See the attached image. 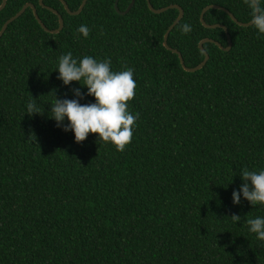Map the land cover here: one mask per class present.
I'll return each mask as SVG.
<instances>
[{
    "label": "trees",
    "instance_id": "1",
    "mask_svg": "<svg viewBox=\"0 0 264 264\" xmlns=\"http://www.w3.org/2000/svg\"><path fill=\"white\" fill-rule=\"evenodd\" d=\"M81 1L65 0L72 11ZM114 1L87 0L69 14L60 0H43L61 14L60 31H45L26 8L0 36V264H264V241L247 224L264 217V204L242 196L233 204L231 195L242 169L264 170V34L208 9L205 22L225 25L231 48L204 42L209 58L189 72L163 45L176 8L154 13L134 0L120 14ZM129 2L118 0L119 10ZM26 3L48 29L58 27L38 0H6L0 29ZM150 3L183 9L167 43L188 67L203 60L202 39L227 46L223 28L200 22L205 6H222L241 22L252 18L245 0ZM80 25L91 29L87 38ZM69 51L78 61L110 58L114 72L133 69L128 111L139 116L124 151L96 133L76 143L50 118L55 97L87 93L83 80L57 78L59 57ZM33 99L42 113L25 112Z\"/></svg>",
    "mask_w": 264,
    "mask_h": 264
},
{
    "label": "clouds",
    "instance_id": "2",
    "mask_svg": "<svg viewBox=\"0 0 264 264\" xmlns=\"http://www.w3.org/2000/svg\"><path fill=\"white\" fill-rule=\"evenodd\" d=\"M252 12L251 25L260 34H264V0H245ZM181 30L187 33L191 30L188 24L182 25ZM83 37L90 35L91 29L80 25L77 29ZM111 59L96 60L91 56H84L79 61L67 52L59 57L58 79L64 85L76 81L87 86V93L80 88L72 89L74 99H58L50 105V118L56 121L57 127L74 133L76 143L83 142L89 133L98 134L97 139L113 143L118 151H124L131 142L133 126L139 114L135 116L128 111V101L136 93V81L133 79V69L127 68L120 72L111 71ZM85 95L95 98V103L80 104L79 100ZM29 115L42 113L35 99L29 102L26 111ZM67 118L68 123L64 124ZM30 139H35L31 136ZM243 181L239 189L232 191V203L240 204L241 196L251 205L264 204V170L257 173L247 168L240 171ZM234 223L240 221L237 214L230 216ZM249 231L257 235V239L264 241V217L247 220Z\"/></svg>",
    "mask_w": 264,
    "mask_h": 264
},
{
    "label": "water",
    "instance_id": "3",
    "mask_svg": "<svg viewBox=\"0 0 264 264\" xmlns=\"http://www.w3.org/2000/svg\"><path fill=\"white\" fill-rule=\"evenodd\" d=\"M60 1H61V3L63 4L64 9H65L69 14H78V13L82 10V8L84 7V5H85V3H86L87 0H82L81 3H80V5H79V7H78L76 10H74V11H72V10L69 9V7H68L67 3L65 2V0H60ZM38 2H39V4H40L41 6L46 7L47 9H49L50 11H52L54 14L57 15V17H58V27H57V28H55V29H48V28L44 25V23L42 22V20L39 18L35 5L32 4V3H26V4H24V5L20 8V10H18L13 16H11L10 18H8V19L3 23V25H2V27H1V29H0V36H1V35L3 34V32L5 31V29L7 28L8 24H9L10 22H12L13 20H15L16 18H18V17H19V16H20V15L26 10V8H31V10H32V12H33V15H34V17L36 18L37 22L40 24V26H41L45 31L50 32V33H57L58 31H60V30L62 29V27H63V19H62L61 14H60L57 10H55L54 8L45 5V4L43 3V0H38ZM146 2H147V6H148V8H149L152 12H154V13H161V12H163V11L169 9V8H176V9L178 10V15H177V17H176L175 20L169 25V27L167 28V30H166V32H165V34H164V37H163V45H164L167 49L171 50L172 52H174V53H176V54L178 55V58H179V60H180V64H181V66L183 67L184 70L189 71V72H192V71H195V70H198V69L202 68L203 65L207 62V60H208V58H209V55H208V53L206 52V50L203 48V43H204V42H206V41L214 42V43H215L220 49L225 50V51H227V50H229V49L231 48V44H232V43H231V37H230V35H229V33H228V29H227V27H226L225 25H223V24H219V23L208 24V23L205 22V20H204V13H205L208 9H210V8H218V9H222V10H224L225 12H227V13L229 14V16L232 18V20H233L234 22H236L238 25H241V26H249V25H251V23H250L251 20L248 21V22H241V21L237 20V18H236V17H235V16H234L229 10H227L226 8H224V7H222V6H219V5H216V4H210V5L205 6V7L201 10V13H200V22L203 24V26H205V27H207V28H215V27H221V28H223L224 31H225V33H226L227 46L224 47V46L221 45V43L216 42V41H214V40H212V39H209V38H204V39H202V40L199 42L198 46H199L200 50L203 52V54H204V58H203V60H202L199 64H197L196 66L188 67V66H186V65L184 64V60H183V57H182L181 53H180L178 50L169 47V46H168V43H167V37H168L169 32L173 29V27H174V26L180 21V19H181L182 16H183V9H182L179 5H177V4H170V5H168V6H164V7H161V8H154V7L152 6V4L150 3V0H146ZM5 3H6V0H2V1H1V3H0V10H2V8H3L4 5H5ZM133 3H134V0H130V2H129V4H128V6L126 7V9L123 10V11H121V10H119V8H118V0H115V1H114V8H115V10H116L118 13H120V14H125V13L128 12L129 9L132 7Z\"/></svg>",
    "mask_w": 264,
    "mask_h": 264
}]
</instances>
